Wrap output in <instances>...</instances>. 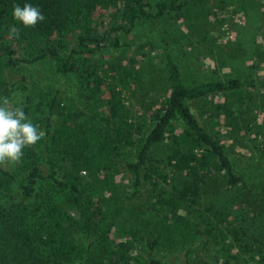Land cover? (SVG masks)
I'll return each instance as SVG.
<instances>
[{"label":"trees","instance_id":"trees-1","mask_svg":"<svg viewBox=\"0 0 264 264\" xmlns=\"http://www.w3.org/2000/svg\"><path fill=\"white\" fill-rule=\"evenodd\" d=\"M25 3L38 6L46 20L35 27L16 21L13 6ZM171 9L179 11L182 5L0 0V98L11 95L13 69L50 61L58 72L76 77L86 102L106 106L98 120L86 106H73L59 89L30 88L25 78L18 82L30 91L22 107L45 136L24 149L15 169L0 166V264H264V241L256 244L243 232L247 227H231L230 215L220 206L202 201V187L217 181L216 187H236L244 176L194 109L216 95L255 89V73L190 84L169 42L157 33L169 90L142 133L141 123L129 120L122 88L110 87L105 99L103 79L80 60L130 46L127 40L136 27L155 28ZM12 25L18 37L9 34ZM127 148L136 150L134 160L124 165L131 175L130 192L119 197L113 195L112 168ZM83 171L97 176L88 182ZM115 211L119 214L113 216ZM197 240L204 249L220 247L223 258L192 259L188 250L184 259H167V247Z\"/></svg>","mask_w":264,"mask_h":264},{"label":"rangeland","instance_id":"rangeland-1","mask_svg":"<svg viewBox=\"0 0 264 264\" xmlns=\"http://www.w3.org/2000/svg\"><path fill=\"white\" fill-rule=\"evenodd\" d=\"M151 1L156 4L161 0ZM165 1L169 4L175 1L182 9H171L166 16L157 19L155 32L154 25L138 26L127 40L130 46L108 49L80 60L83 66L96 72V77L103 79L106 97L103 92L101 97L107 98L110 87L122 88L129 120L141 123L142 133L148 132L153 114L165 101L169 90L158 34L169 42L185 80L190 84L243 78L255 73V89L216 95L199 101L194 109L201 121L220 137L238 172L244 176V181L236 187H216L220 184L218 181L214 187H202V201L207 206H220L230 215L231 227H247V231H243L245 235L259 244L264 241V0ZM95 17L100 19V12ZM71 37L72 42L73 35ZM23 78L30 88L59 89L73 106H86L89 112L98 115V120L105 114V105L96 107L86 102L85 96H80L74 75L58 72L50 61L28 63L19 70H12L9 79L13 87L8 99L13 107L22 106L30 92L18 85L25 81ZM35 97L38 99L40 94ZM37 103H34L35 107ZM128 149L115 159L112 168L116 180L113 195L119 197L130 192L131 175L124 171V165L134 160L136 150ZM6 166L16 168L15 164ZM83 174L88 182L97 176L87 171ZM98 177L102 180L105 173ZM116 208L115 205L114 210ZM118 214L115 211L113 216ZM196 215L198 213H194L195 218ZM115 237L119 240L117 234ZM188 250L192 259L200 256L207 260L223 258L220 247L210 245L204 249L202 240L182 243L178 248L167 247L165 255L168 260H181ZM16 256H19L18 251Z\"/></svg>","mask_w":264,"mask_h":264},{"label":"clouds","instance_id":"clouds-1","mask_svg":"<svg viewBox=\"0 0 264 264\" xmlns=\"http://www.w3.org/2000/svg\"><path fill=\"white\" fill-rule=\"evenodd\" d=\"M13 18L25 27H35L46 20L42 10L32 3L13 6ZM9 34L19 36V29L12 25ZM45 132L25 113L22 106L13 107L8 98L0 101V166L21 162L24 149L35 146Z\"/></svg>","mask_w":264,"mask_h":264}]
</instances>
